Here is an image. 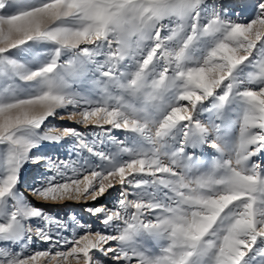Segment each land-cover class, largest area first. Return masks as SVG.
Listing matches in <instances>:
<instances>
[{"label":"snow or ice","instance_id":"snow-or-ice-1","mask_svg":"<svg viewBox=\"0 0 264 264\" xmlns=\"http://www.w3.org/2000/svg\"><path fill=\"white\" fill-rule=\"evenodd\" d=\"M12 7L0 0V264H264V0L247 20L206 0ZM29 42L45 51L10 55ZM62 112L100 133L44 128ZM64 137L89 156L33 152ZM42 160L48 175L30 191L45 201L119 185L114 209H86L102 230L77 223L85 234L69 239L24 197L21 169Z\"/></svg>","mask_w":264,"mask_h":264},{"label":"rangeland","instance_id":"rangeland-1","mask_svg":"<svg viewBox=\"0 0 264 264\" xmlns=\"http://www.w3.org/2000/svg\"><path fill=\"white\" fill-rule=\"evenodd\" d=\"M19 0H5L6 4L12 5L13 7L8 9V11H15V6L18 4ZM207 3H217L221 5V12L223 15L237 18V14H239V19L247 20L251 18L252 9L251 5L254 0H206ZM31 42H29V46H22L20 49H13L10 55L24 60H31L33 56H36L45 51L40 45H35L33 47L30 46ZM64 118L61 119L59 116L55 118H49L48 121L45 122L44 128H56L63 130L64 128H75L79 132L83 134V136L91 142L95 134L100 133L101 129L96 128L94 126H84L83 124L77 123L76 120L68 119L67 113H61ZM207 114H204L203 118H206ZM105 128L109 127L107 125ZM112 136H115L117 139H125L126 133L122 130H112ZM76 141L72 137H64L59 142H43L41 143L39 149H34L33 152L39 155H48L51 157V160L56 161H65L69 164L72 162H82V157H88L89 154L86 150L80 151L79 155H77L76 151ZM97 145L101 150L111 151L114 150V145H112L111 141L107 137H103V143L101 144L97 141ZM46 153V154H45ZM203 154L205 156L216 155L212 149L207 148L206 146L203 149ZM91 159H95V157H91ZM259 159V158H257ZM43 160L40 164H31L26 163L21 169V182L17 185L18 190L24 195V197L35 207L43 209L45 212L54 217V219H59L64 223L68 224L70 227L67 230H62V235L71 238L73 236V229L76 228L77 223H87L92 226V230H102L103 225L100 221L96 220L95 217L91 216L86 209L94 208L101 205H104L107 208H113L115 206L116 197L119 193V185L115 186L114 189H110L108 193H106L103 197L99 198L96 201L92 200H81V201H45L37 196L33 195L30 191L33 187H36L35 180L30 179L31 173L35 170H38L37 174V182L38 185L42 183L43 177L48 175L45 172V168L43 169L41 166L43 165ZM33 226H35V222H33ZM76 232L79 235L85 234L84 231L76 228ZM35 239V238H34ZM115 242H113V245ZM4 245L0 244V247ZM14 247V246H13ZM32 251L36 250H45L47 245L41 241H36L33 245L30 246ZM16 251H19V248H15ZM63 250V249H62ZM54 251L52 254L54 255ZM41 262L45 260V258H40Z\"/></svg>","mask_w":264,"mask_h":264},{"label":"bare ground","instance_id":"bare-ground-1","mask_svg":"<svg viewBox=\"0 0 264 264\" xmlns=\"http://www.w3.org/2000/svg\"><path fill=\"white\" fill-rule=\"evenodd\" d=\"M46 154V153H45ZM47 157H48V155H46ZM48 158H50L51 159V157H48ZM43 165L41 166L43 169L45 168L44 167V164H45V162L43 161V163H42ZM37 172H38V170H35V171H33L31 174V177H30V179H32V180H35V185L37 186L38 185V178H37V176H38V174H37Z\"/></svg>","mask_w":264,"mask_h":264}]
</instances>
